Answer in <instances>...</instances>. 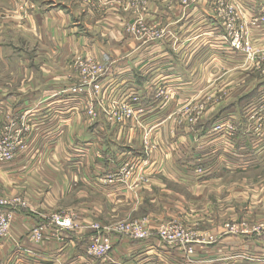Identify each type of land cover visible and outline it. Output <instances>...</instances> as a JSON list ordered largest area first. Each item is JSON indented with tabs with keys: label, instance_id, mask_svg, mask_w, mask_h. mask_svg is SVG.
<instances>
[{
	"label": "crops",
	"instance_id": "1",
	"mask_svg": "<svg viewBox=\"0 0 264 264\" xmlns=\"http://www.w3.org/2000/svg\"><path fill=\"white\" fill-rule=\"evenodd\" d=\"M90 2L0 0V127L16 119L29 129L28 148L0 166V186L30 206L15 212L10 237L0 240V264H264V235L224 233L229 222H264V78L238 70L241 63H222L218 50L228 7L252 14L264 0ZM138 22L147 27L141 38L126 32ZM75 59L109 67L98 94L70 95ZM206 89L213 93L204 98ZM133 94L145 114L111 124L110 109ZM218 123L231 124L234 137L212 136ZM109 176L116 182L106 184ZM72 208L80 210L66 213H75V229L61 239L30 240L33 227L46 223L36 210ZM120 215H148L154 230L168 216L179 218L216 241L195 243L190 262L156 235L114 237L110 256L88 257L85 227Z\"/></svg>",
	"mask_w": 264,
	"mask_h": 264
},
{
	"label": "built area",
	"instance_id": "2",
	"mask_svg": "<svg viewBox=\"0 0 264 264\" xmlns=\"http://www.w3.org/2000/svg\"><path fill=\"white\" fill-rule=\"evenodd\" d=\"M82 1L86 3L89 2V0ZM181 1L188 5V0ZM25 8L24 6L23 9ZM230 8L231 7H228L229 12ZM126 32L136 38H141L147 32V27L144 23L138 22L128 26ZM151 35L155 38L161 37L160 33L154 31V29L151 30ZM74 66L76 70H79V74L76 77V84L69 90L70 95L80 96L88 89H91L94 94H98L102 89V80L109 76V67L101 65L93 59H78L74 63ZM162 95L164 96L163 91L158 93L157 97L160 98ZM139 101V95L133 94L130 96L127 103L115 105L110 109L108 121L114 125H124L127 122L138 119L141 115H144L146 111L142 107H136ZM85 111L91 121L96 119L97 108L92 100L87 103ZM190 122L194 123L195 119H190ZM28 130V127L23 130L18 128L16 119H10L7 126L3 128L0 127V166L13 162L21 152L28 148V143L25 138V132ZM234 132V128L231 124L218 123L212 130V136L222 133L223 136L232 138L234 137ZM143 144L145 152L148 155L149 148L152 146L150 131L145 132ZM197 172L203 174V169H198ZM128 174L129 173H127V175ZM104 180L106 184H113L116 182L113 176L106 177ZM141 180H143V178H141ZM21 209H28L26 203L20 198H9L5 196L0 186V237L2 240L10 236L15 212ZM51 217L50 227L56 229L52 231V237L61 239V234L63 232L75 229V216H57L53 214ZM85 228L91 233L94 232V235H91L90 244L86 249L87 255L97 259H104L111 255L113 252L114 239H112V235L116 234L134 241H145L157 234L167 245L173 247L179 246L182 248L186 253L188 262L192 261L191 259L195 254L194 248L192 247L195 243H213L216 241V238L206 234L200 235L195 230L189 229L184 224L177 221H165L159 224L156 228V232H154L152 223L147 219L124 220L110 226L91 224ZM44 230L45 228L42 226L32 229L31 235L35 243L39 244L44 242L46 239ZM224 230L225 234L242 236L264 235V222L255 224L248 223L247 221L237 223L231 222L225 225Z\"/></svg>",
	"mask_w": 264,
	"mask_h": 264
},
{
	"label": "rangeland",
	"instance_id": "3",
	"mask_svg": "<svg viewBox=\"0 0 264 264\" xmlns=\"http://www.w3.org/2000/svg\"><path fill=\"white\" fill-rule=\"evenodd\" d=\"M78 1L82 4L86 3L85 1H82V0H78ZM90 3L91 2L89 0V2L86 4H90ZM24 6L26 7V5H20L19 6V8L24 13L28 12L29 10L34 11V7L32 5L30 7H26L25 9H23ZM223 14H224V11H223ZM229 14H230V16L228 18V22H226L225 24H224V22H222V24L218 25V28L222 32V34H221L222 40L219 41L220 42V46H219L220 49H218L219 51H221L223 53V55H220L221 57H224L221 59L222 63L227 62L229 64H238V65L243 64L244 66L238 67V70L248 68V70H250V72L252 71L253 73H259L258 75H261L264 78V7H260L257 9V12L255 10L252 14H249V10L243 9L242 7L235 6V7L230 8ZM222 19H223V16H222ZM207 47L210 48L211 50H213L212 45H207ZM203 58L204 57L202 56V59ZM77 60L78 59H75V62ZM76 73L78 75L79 70H76ZM208 90L209 89L202 91V97H204V98L208 97L210 93H213V92H208ZM219 94H221V96H224V92L221 93V91H220ZM140 190H142V189H140ZM26 205L29 209L30 206H28L27 203H26ZM20 208H22V207H20ZM82 209L88 210L89 208H82ZM34 210H36V209H34ZM36 211L38 212V214H36V216H39L41 218L44 217L46 219V223L45 224L38 223L37 225H35L33 227V229L35 227H40V226L45 228L44 231H45L46 239L44 241L47 242V240L52 239V236H51V234H53L52 231L56 230L55 228L50 227V225H51L50 219H52V217H51L52 215H46V214L40 213V212H43L42 210H40V211L36 210ZM74 211H75V213H77V212L79 213L80 210H78V208L73 209V210H58L57 212H60V213H56L55 215H57V216L70 215L71 217L72 216L76 217L75 213L66 214L67 212H74ZM14 217H15V215H14ZM169 217L170 216L167 217V220H166L167 222L168 221H177V222L184 224L182 222V220H180L179 218H172V217L169 218ZM129 219L131 220L133 218L132 217H124V216L120 215V217H117V219L114 218V220H113V218H112L110 220H106V221H109V222H106V224H107L106 226L114 225L120 221L129 220ZM138 219H147L150 223H152V219L148 215H145V216L142 215L141 218H138ZM92 221H96V220H91V222ZM14 222H15V220L13 221V224H14ZM74 222H75V220H74ZM238 222H241V221H238ZM229 223H231V222H229ZM234 223H237V222H234ZM252 223H255V222H252ZM96 224H98V223L94 222V225H96ZM226 224H228V223H226ZM75 226H76V224H75ZM80 227H82V226H80ZM11 229H12V227H11ZM154 232H156V230H154ZM31 234H32V232L29 233L28 237L30 238V240L33 241L34 239L32 238ZM91 235H94V232ZM9 237H7L6 239H8ZM114 237H122V236L118 235V234L112 235V239ZM156 237L159 240H161L157 236V234H156ZM0 240H2L1 237H0ZM88 257H90V256L88 255ZM90 258L91 259H97L94 257H90Z\"/></svg>",
	"mask_w": 264,
	"mask_h": 264
}]
</instances>
